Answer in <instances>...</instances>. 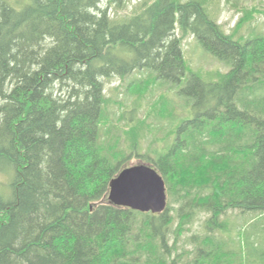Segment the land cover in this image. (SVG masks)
Masks as SVG:
<instances>
[{"label": "trees", "instance_id": "1", "mask_svg": "<svg viewBox=\"0 0 264 264\" xmlns=\"http://www.w3.org/2000/svg\"><path fill=\"white\" fill-rule=\"evenodd\" d=\"M102 1L23 0L17 7L0 0V174L7 180L0 264L215 260L221 243L209 232L197 242V258L183 262L187 250L169 242L173 214L180 220L175 239L199 210L209 215V231L226 229L220 217L228 210L264 216V35L234 38L200 0H143L115 19ZM179 32L194 35L229 70L211 82L189 71ZM136 70L151 73L131 84L129 92L140 93L134 102L156 79L184 81L179 92L193 114L169 129L171 144L153 157L139 153L133 132L127 153L101 135L109 133L101 130L105 80ZM137 110H129L134 124ZM132 152L164 179L162 213L107 199L109 181L129 166ZM242 236L245 254L264 261V248Z\"/></svg>", "mask_w": 264, "mask_h": 264}, {"label": "rangeland", "instance_id": "2", "mask_svg": "<svg viewBox=\"0 0 264 264\" xmlns=\"http://www.w3.org/2000/svg\"><path fill=\"white\" fill-rule=\"evenodd\" d=\"M8 1H15L14 5L17 7L23 2V0ZM142 1L123 0L124 4L115 1L108 5L107 1L103 0L101 6L106 8L109 15L115 19L130 16L139 8ZM200 1L207 14L212 16L222 29L226 33L232 34L234 38L244 39L255 34L264 35V0ZM178 37L182 55L189 71L198 74L203 81H217L220 74L229 70L227 64L203 49L194 35L189 32H179ZM150 73V70H136L124 80L119 76L105 80V95L109 98L107 102L108 121L105 126L101 127V130L107 128L109 133L105 135L101 133V135L104 136V141H108L109 138L113 141L117 139L119 148L124 149L127 153L132 142L130 134L133 132L137 134L139 153H146L153 157L156 156V152L164 151L171 144L174 135L169 129L173 128L181 119L191 118L193 114L187 98L179 92L184 81L178 84L156 79L151 88L149 87L145 92H142V98L139 102H134L140 93L136 91L130 93L131 84L135 80L146 79L145 77ZM163 96L168 98L165 99L166 104H162V100L159 99ZM167 103L169 110L165 111ZM133 104L138 109L135 113L136 124L129 120L131 117L129 110ZM171 114L173 119L170 120ZM111 140L110 142H112ZM141 157L132 152L126 164L130 166L147 159L146 156ZM6 183V178L0 174V191L3 192ZM254 215L253 212L241 213L238 210H228L225 215L220 217L221 221L226 222V229L209 231L205 224L209 215L203 210H199L192 220L184 225L185 230L182 234L175 239L174 232L180 220L178 221V215L173 214L174 220L171 227L173 233L169 242L170 244L176 242L178 251H181L182 248L187 250L183 262L189 263L197 258L196 250L199 246L197 242L200 243L204 236L210 232L215 243H221V249L217 259L206 261L204 264H264L261 254L246 255L243 245L242 235L244 232L247 245L252 243L254 248H264V216L262 215L258 220L256 219L257 216ZM243 224L245 226L240 227ZM243 257H245V262Z\"/></svg>", "mask_w": 264, "mask_h": 264}, {"label": "water", "instance_id": "3", "mask_svg": "<svg viewBox=\"0 0 264 264\" xmlns=\"http://www.w3.org/2000/svg\"><path fill=\"white\" fill-rule=\"evenodd\" d=\"M107 199L141 213H162L167 207L165 182L151 165L139 163L121 169L110 181Z\"/></svg>", "mask_w": 264, "mask_h": 264}]
</instances>
